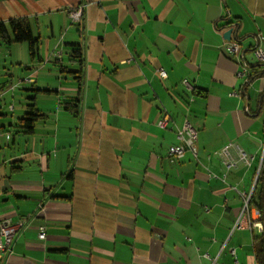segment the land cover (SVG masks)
Here are the masks:
<instances>
[{
	"label": "crops",
	"instance_id": "1",
	"mask_svg": "<svg viewBox=\"0 0 264 264\" xmlns=\"http://www.w3.org/2000/svg\"><path fill=\"white\" fill-rule=\"evenodd\" d=\"M81 4L73 23L68 12ZM19 17L40 43L31 56L0 40V101L34 91L26 108L45 117L30 134L20 129L24 150L16 137L0 150V221L26 224L0 264H256L257 232L236 224L264 144V66L249 57L254 36L264 49V0H0V22ZM227 21L238 29L231 41ZM236 40L248 85L225 51ZM15 69L29 73L12 84ZM106 109L120 114L103 118ZM51 119L52 145L40 150L37 125ZM18 120L1 118L0 133ZM186 121L197 156L173 160ZM230 143L255 157L251 166L227 170L219 152Z\"/></svg>",
	"mask_w": 264,
	"mask_h": 264
},
{
	"label": "built area",
	"instance_id": "2",
	"mask_svg": "<svg viewBox=\"0 0 264 264\" xmlns=\"http://www.w3.org/2000/svg\"><path fill=\"white\" fill-rule=\"evenodd\" d=\"M84 5H79L76 8L69 10V16L73 23L81 22L84 16ZM256 41V46L254 48V55L257 59V62L260 63L261 66H264V49L259 45V42L263 39L261 34L254 36ZM225 51L234 59L237 60L240 69L237 72V77L243 81L244 85H248L253 79L252 68L250 64L244 59V54L242 53V48L240 43L236 40L234 42H230L227 44ZM160 75L162 77H166V73L164 70H160ZM184 84L186 86H190L187 80H184ZM234 95H238L234 93ZM170 117L165 115L162 117L159 122L158 126L162 129H166L167 123ZM177 139L181 142L180 144L171 145L168 148V156L173 160H178L184 157L187 149L193 151L194 155L197 156V149L196 143L198 140V131L196 128L189 122L186 121L180 129L177 131ZM236 148L238 158H235L232 153L231 149ZM264 150V149H263ZM220 157L223 159V163L227 170H232L237 167L239 162L246 164L247 166H251L252 162L254 161L255 157L248 155L245 151L241 150L238 146L233 143L226 145L220 152ZM264 162V151L260 158V166L258 168L254 185L251 192H244L242 193L243 197V206L240 218L237 222V226H240V222L243 220H247L248 226L251 227L253 230L262 231L263 226L260 221V213L255 210L253 214L252 208L249 207V202L251 201L253 190L256 186V183L259 178L260 171L263 167ZM25 221L19 223H13L11 220H1L0 221V258H2L5 254L10 253L12 251L14 239L17 234L25 227ZM45 228L42 227L39 237L41 239L46 238ZM235 253V252H233Z\"/></svg>",
	"mask_w": 264,
	"mask_h": 264
},
{
	"label": "trees",
	"instance_id": "3",
	"mask_svg": "<svg viewBox=\"0 0 264 264\" xmlns=\"http://www.w3.org/2000/svg\"><path fill=\"white\" fill-rule=\"evenodd\" d=\"M233 21H227L226 26H232ZM0 40L5 44L27 43L31 56H34L40 38L35 37L31 30L30 22L27 18L19 17L9 20L7 23L0 22ZM73 56L76 59H82L83 51L80 45H75ZM254 78V74H253ZM253 80V79H252ZM72 103V102H71ZM25 117H22L16 123L26 134H30L35 130L36 123L44 119L45 115L40 114L35 104H30ZM249 207L255 208L260 213V221L263 226L262 231H257L253 236V253L256 264H264V165L260 171L258 181L253 190Z\"/></svg>",
	"mask_w": 264,
	"mask_h": 264
},
{
	"label": "rangeland",
	"instance_id": "4",
	"mask_svg": "<svg viewBox=\"0 0 264 264\" xmlns=\"http://www.w3.org/2000/svg\"><path fill=\"white\" fill-rule=\"evenodd\" d=\"M33 29L35 31V34H37L36 25L33 26ZM21 45H24L26 47L27 43H18V44H16V46H21ZM45 47H46V43L41 44V46H40V48H42V50H44ZM17 48H19V47H17ZM5 51H6V47H5ZM27 57L29 58V52L27 54ZM249 57L252 58L253 62H257V59H256L255 55L252 54V56H249ZM15 68H16V64H15ZM28 73L29 72H27L24 69H20L17 72H16V69H15V75H14V80H12V84H14V81L17 82L19 80V78L24 77V75H28ZM4 77H5V75H4ZM1 78H2V76H1ZM34 95H35L34 91L18 90L17 93H15L14 101L11 100V102H6L5 103V100H1L0 101V112H1V115H3V116L0 117V119L1 118L4 119V120L5 119L6 120L7 119H12V118L20 119L22 117H25L26 113H28L27 108H26V104H27L28 98L33 97ZM14 105H15V108H16L15 111H14ZM128 110H130V108H128ZM119 114H120L119 112H116V114H114V113L110 114V110L106 109V112L103 113V118L111 119V118H114V117L118 116ZM46 124H48L49 126H51V125L53 126V128H50L51 130H54V126L56 125V123H54L52 119L50 120V122L43 121V122L38 123L37 129H36L37 132H38L37 133L38 134L37 138L39 139L38 145H40V148H42V146L45 147V149H40V150H48L50 148V146L52 145V140L51 139H44V137H43L44 136L43 133L50 134L49 131H48L50 129L46 128V130L44 131ZM55 130H57V128ZM1 134L4 135V136H3V138L0 137V147H1L0 150H10V148H13V140L12 141H10V140L8 141V139L10 137L11 138L12 137H16L18 139L17 143L21 145V147H22L21 150H24L25 147L28 146V143H30L29 138L26 137L24 134H22L20 132V127H17V126L16 127H14V126L7 127V130H3L0 133V135ZM6 138H8V139H6ZM41 141H43V145H41ZM54 146L55 145H53V150H54ZM263 146H264V144H263ZM263 146H262L261 150L259 152H257V154L256 153L253 154V155H257L256 157H258V160H257L258 164H259L261 155H262V153L264 151L263 150L264 149ZM17 148H19V147L17 146ZM74 150H76V149L74 148ZM247 153L249 154V152H247ZM3 155H4L3 153H0V159H1V156H3ZM263 165H264V162H263ZM257 166L258 165H256V163H255L254 167L251 170L254 171L255 167H257ZM254 180L255 179L253 178V181H252L253 185H254ZM246 234H247V236L250 235L249 232H247Z\"/></svg>",
	"mask_w": 264,
	"mask_h": 264
},
{
	"label": "water",
	"instance_id": "5",
	"mask_svg": "<svg viewBox=\"0 0 264 264\" xmlns=\"http://www.w3.org/2000/svg\"><path fill=\"white\" fill-rule=\"evenodd\" d=\"M236 25H233L231 28H229L225 33H224V38L228 41L232 40V35L234 32H238V29L236 28Z\"/></svg>",
	"mask_w": 264,
	"mask_h": 264
}]
</instances>
